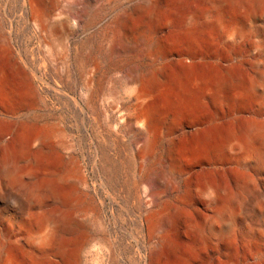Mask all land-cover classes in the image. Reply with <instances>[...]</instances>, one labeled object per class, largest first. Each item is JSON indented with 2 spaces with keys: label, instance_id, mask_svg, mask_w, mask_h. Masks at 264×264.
<instances>
[{
  "label": "rangeland",
  "instance_id": "374dc122",
  "mask_svg": "<svg viewBox=\"0 0 264 264\" xmlns=\"http://www.w3.org/2000/svg\"><path fill=\"white\" fill-rule=\"evenodd\" d=\"M215 1L220 28L189 19L207 0H0V264H264V2Z\"/></svg>",
  "mask_w": 264,
  "mask_h": 264
},
{
  "label": "bare ground",
  "instance_id": "6f19581e",
  "mask_svg": "<svg viewBox=\"0 0 264 264\" xmlns=\"http://www.w3.org/2000/svg\"><path fill=\"white\" fill-rule=\"evenodd\" d=\"M237 2H250V3H252L253 5H259V4H261L262 2H264V0H236ZM206 4V3H205ZM207 4H209L210 5V7L208 8V9H206V10H204V11H202V14H199L200 16H192V17H189V19H190V21L192 20V21H198V20H201V21H203L204 23V26H208V27H212V28H220L223 24V22H224V19H225V17H224V13H225V9H224V6H222L221 5V3H219V2H217V1H215V0H207ZM263 4V3H262ZM261 4V5H262ZM147 6V5H146ZM142 7H144V6H142ZM255 7V6H254ZM262 7V6H261ZM141 8V7H140ZM135 9V8H134ZM201 9V8H200ZM199 9V10H200ZM138 10V9H137ZM198 10V11H199ZM137 12V11H136ZM139 12V11H138ZM142 12H145V10L143 9V11ZM194 13V12H193ZM226 15V14H225ZM187 19V18H186ZM234 22H231L230 24H233ZM237 23V22H236ZM196 24H197V22H196ZM196 24L195 25H193L194 27L196 26ZM188 25H189V23H188ZM228 25V24H227ZM234 25V24H233ZM232 25V26H233ZM238 25V23L236 24V26ZM239 26H241V25H239ZM192 27V26H191ZM201 27V26H200ZM198 28H199V26H198ZM234 28V27H233ZM234 29H236V27L234 28ZM233 29V30H234ZM240 29V28H239ZM238 29V30H239ZM232 30V31H233ZM228 32H230V31H228ZM228 34V33H227ZM231 36V35H230ZM231 76V75H230ZM234 76V75H233ZM230 80V79H229ZM226 82V81H225ZM226 84V83H225ZM227 85V84H226ZM199 86V85H198ZM201 86V85H200ZM194 87V86H193ZM224 87H226V86H224ZM195 88H197V86L195 87ZM194 88V89H195ZM205 88V87H204ZM203 88V89H204ZM200 89V88H199ZM202 89V88H201ZM202 89V90H203ZM226 89H228V88H226ZM197 90H198V88H197ZM199 91V90H198ZM198 91H197V93H198ZM201 91V90H200ZM199 91V92H200ZM214 91V90H213ZM216 91V90H215ZM231 92H232V96L233 97H235L236 99L237 98H239V100L240 99H244L245 97H253V95H254V93H255V86H254V83L251 81V79L250 78H248V77H244V76H240V77H237L235 80H234V82H232V84H231ZM202 93V92H201ZM200 93V94H201ZM228 93H229V91H228ZM214 94V93H213ZM214 96V95H213ZM216 96V95H215ZM232 97V98H233ZM253 122V121H252ZM255 122V121H254ZM258 123V122H257ZM256 126H253L252 124H250L249 126H246L240 133H237L236 132V130H235V132L236 133H232V134H230L229 135V137L225 140V142H224V148L226 149V150H228V151H231V152H234L235 150H237V149H242V150H245L246 149V147H247V144H248V141H249V138H250V135H251V133H252V130H253V128H255ZM256 131H257V129H256ZM229 134V133H228ZM228 136V135H227ZM46 136H40V135H35V136H32L31 138H30V140H29V145H28V148H24L22 151H20V152H18V156H20V157H24V155H26V154H29L30 153V151H31V149L32 148H34L33 146H36V149L38 150V151H42L45 147H46V144L48 143L47 141H46ZM250 143V142H249ZM250 146V145H249ZM221 148V147H220ZM46 149V148H45ZM34 150V149H33ZM44 151V150H43ZM247 153V152H246ZM30 154H32V153H30ZM11 155H13V154H11ZM229 155V154H228ZM239 155V154H238ZM242 155V154H241ZM246 155V154H245ZM6 157V156H5ZM8 157V156H7ZM11 157V156H10ZM17 157V156H16ZM244 159V158H243ZM248 160H249V158H248ZM9 161H12V160H9ZM20 161V159H17L16 160V162L18 163ZM238 161H239V159H238ZM15 162V161H14ZM245 162V161H244ZM243 162V163H244ZM5 163L7 164L8 163V161H5ZM239 163H240V161H239ZM13 164V163H12ZM20 164V163H19ZM242 165V164H241ZM245 165V164H244ZM7 166V165H6ZM10 166V165H9ZM12 166V165H11ZM15 166V165H14ZM18 166H20V165H18ZM4 168H5V166H4ZM7 168H9V167H7ZM16 168V167H15ZM11 169H13V168H11ZM5 171L6 172H8V173H10L11 171H13V170H10V168L9 169H6L5 168ZM16 172V171H15ZM17 172H18V170H17ZM68 172V171H67ZM13 175H14V173H13ZM57 176V175H56ZM66 176V175H65ZM70 175H68V177H69ZM239 176V175H238ZM67 177V176H66ZM241 177V176H240ZM13 178V177H12ZM16 178H17V176H16ZM62 178V177H61ZM70 178V180H71V177H69ZM11 179V178H10ZM63 179V178H62ZM248 179V178H247ZM13 180H17V179H13ZM20 180V179H19ZM56 180V179H55ZM65 180V179H64ZM67 180V179H66ZM58 181V180H57ZM59 182V181H58ZM66 181H64V184H66L65 183ZM67 182H68V180H67ZM70 182H74V181H70ZM244 182V181H243ZM55 183V182H54ZM53 183V184H54ZM61 184H63L62 183V181L60 182ZM74 183H76V182H74ZM49 184H51V183H48V185ZM69 184V183H68ZM57 185V184H56ZM56 185H55V187H56ZM52 186V185H51ZM214 185H212L210 188H209V190L206 192V193H208V200H209V202L211 203V204H215L216 206H219L222 202L224 203L226 200H229L230 199V195H229V192L226 190V189H224V188H221V187H213ZM49 188V187H48ZM53 188V187H52ZM208 189V188H207ZM73 190V189H72ZM55 192V191H54ZM53 192V193H54ZM60 192V191H59ZM72 192V191H71ZM64 193V192H63ZM62 193V194H63ZM70 193V192H69ZM56 194V193H55ZM59 194V193H58ZM71 194V193H70ZM73 194V193H72ZM60 195H61V192H60ZM66 196V195H65ZM71 196V195H70ZM56 197V196H55ZM58 198H59V196H58ZM69 196L67 197H63V202L66 204V205H68L69 203H70V201H69ZM61 198H59L58 200H60ZM70 200H72V198L70 199ZM18 202V204H19V209L20 210H22V209H25V207H26V204H24V203H20V201H17ZM60 202V201H59ZM226 202H228V201H226ZM225 202V203H226ZM71 203H72V201H71ZM63 205V204H62ZM66 205H65V207H66ZM69 206V205H68ZM68 208V207H67ZM70 210V209H69ZM69 210L67 211V213L69 212ZM65 212H66V210H64ZM74 211V210H73ZM222 211L220 210V208L219 209H217V214L218 215H221L222 213H221ZM60 216H62V215H60ZM77 216V214H76V212H71V210H70V212L68 213V214H65V218H64V224L66 225H69L68 223H70V221H72V219H76L75 217ZM46 219H48L49 220V218H46ZM51 220V219H50ZM61 221H62V219H61ZM61 221H59V222H61ZM77 222V221H76ZM73 222H71V227H73V224H72ZM50 224V223H49ZM59 224V223H58ZM76 224V223H75ZM66 225V226H67ZM50 226H52V225H50ZM53 226H54V223H53ZM70 226V225H69ZM60 227V225L57 227V226H55V227H53L52 229H51V231H49V232H46L45 234H43V235H41L42 237L40 238L38 235H37V237H39L40 239H39V242H40V244H41V246L42 245H44L45 247L47 246V245H50V244H52L53 242H54V240H55V237L58 235V231H59V228ZM61 228V227H60ZM70 228V227H69ZM47 229V228H46ZM50 229V228H49ZM63 229H65V226L63 225V227L61 228V230H63ZM48 230V229H47ZM68 230V229H67ZM195 232L201 237V238H203L204 240H207V234L206 233H209V234H214V233H217L216 231H215V228H214V226H213V224L212 223H210V222H207L206 224L205 223H203L202 225H198V226H196V228H195ZM206 232V233H205ZM63 233H65V232H63ZM228 234H229V232H227ZM61 234V233H60ZM60 236V235H59ZM36 237V236H35ZM64 237H66V236H64ZM14 238V237H13ZM59 238V237H58ZM67 238V237H66ZM57 239V238H56ZM18 240V238L16 239V241ZM19 241V240H18ZM70 241H72V240H70ZM70 241H66L65 239H61L58 243H57V248H56V258H62V257H64V259L63 260H65L66 258H68L69 259V261L70 260H74L75 258H76V256L78 255V250H79V248L77 247V246H74V245H72V243L70 242ZM226 241H227V239H226ZM38 242V241H37ZM56 242V241H55ZM18 244V243H17ZM55 244V243H54ZM76 245V244H75ZM13 246V245H12ZM16 246V245H15ZM21 246V245H20ZM19 246V247H20ZM43 246V247H44ZM51 246V245H50ZM17 247V246H16ZM42 247V248H43ZM54 247H55V245H54ZM13 248V247H12ZM16 249V248H15ZM21 249H22V247H21ZM17 250H20V248L19 249H17ZM39 250V249H38ZM42 250V249H41ZM36 252V251H35ZM24 253H25V251H24ZM38 253V252H37ZM53 253V252H52ZM55 253V252H54ZM53 253V254H54ZM42 254H44V253H42ZM27 255H28V253H27ZM30 256H31V260H32V262L34 263V264H40L41 263V261L43 260V257H41L40 256V254H39V256L40 257H38L36 254H29ZM29 256V257H30ZM42 256H45V255H42ZM9 257V256H8ZM8 257H7V260H8ZM51 257V256H50ZM49 257V258H50ZM44 259H45V257H44ZM67 259V260H68ZM11 260V259H10ZM47 260V259H46ZM56 260V259H55ZM63 260H61V261H63ZM48 261V260H47ZM57 261V260H56ZM11 262V261H10ZM31 262V261H30ZM49 262V261H48ZM46 263V262H45ZM45 263H43V261H42V263L41 264H45Z\"/></svg>",
  "mask_w": 264,
  "mask_h": 264
}]
</instances>
